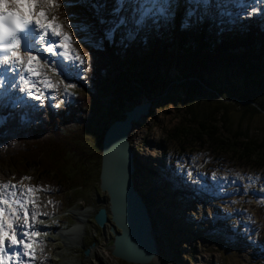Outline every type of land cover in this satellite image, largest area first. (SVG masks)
Listing matches in <instances>:
<instances>
[{
	"label": "rangeland",
	"instance_id": "1",
	"mask_svg": "<svg viewBox=\"0 0 264 264\" xmlns=\"http://www.w3.org/2000/svg\"><path fill=\"white\" fill-rule=\"evenodd\" d=\"M220 2L230 3L228 0ZM232 6L230 3L224 10L227 15L231 13L230 17L236 16L238 12ZM187 7L188 5L181 3L176 8L171 22L173 30L180 27ZM242 7L244 13L257 9L253 16L259 19L264 13V0H245ZM55 9L53 7L48 11L49 21L55 16ZM54 22L59 23L61 30L69 34L68 51L71 55L83 57L84 46L93 43V35L85 28H76L74 31L63 20L56 18ZM146 52L148 51L141 54ZM38 71L40 76L33 77V81L45 92V102L48 105H63L65 101L70 103L80 95L94 92H97L95 98L99 102L95 104L94 100H89L87 115L85 114L83 121L74 122L70 127L71 132H68L73 142L78 144L79 150L74 152L67 149L65 171L81 186L67 189L62 193L63 196H53L55 199H52L46 192L33 186L31 172L28 174L29 179L18 180L15 176H10L5 167H0V184L9 185L4 190L6 193H12V185L17 190L21 186L33 187L29 200L36 203L35 211L38 215L41 214L36 221L47 222L48 226L51 219L52 222L57 218L56 228H48L52 233L70 229L75 224L74 211H90L84 225L82 246L78 245L79 248L72 251V256L69 254L67 259L60 255V251L65 249L62 237H47L45 240L40 239L42 243L38 247L37 261L34 264H43L40 262L42 257L46 258L47 264H87L89 260L92 264H132L110 253V227L113 223L109 220L104 227H99L93 220L99 207H108L107 196L98 186L101 136L105 127L113 121L107 109L112 107L113 111L121 114L131 105L124 104L121 107L116 103L110 88L93 87L84 71L77 74L71 64V56L66 62L59 57L58 50L40 59ZM159 74L163 80L178 76L175 68L167 66H162ZM212 76L221 84H225L227 79L232 82L239 80L234 74L222 70H216ZM44 78L54 88L45 89L40 83ZM65 88L71 94L70 97L60 95ZM183 96L184 89L179 83L168 93H161L160 90L152 94L151 113L133 125L128 137L136 156V170L132 175L134 184L142 193L151 218L155 221L153 230L159 254L149 264H264V249L260 248L262 251L259 252L257 250L258 237L262 236L264 239V172L230 162L208 168L206 164L209 161L203 153L175 158L176 172L171 173L169 169L167 154H163L161 142L164 141L167 130L183 118ZM145 99L144 96L141 97V100ZM0 101L7 104V110L0 113L3 116L20 112L21 108L27 106L40 105L26 94L19 93L18 88L10 90L7 98L0 97ZM94 104V109H89ZM232 112V119L237 121L240 112ZM242 123L249 128L251 135L263 137L264 112L246 117ZM206 170H209V180L205 177ZM180 177L187 182L180 180ZM69 202L72 204L71 208L65 209ZM27 206L32 207V204ZM45 213L47 215H43ZM114 230L116 231L115 227ZM42 232L43 236L48 233L45 230ZM86 247L90 248V253L84 256L83 249Z\"/></svg>",
	"mask_w": 264,
	"mask_h": 264
},
{
	"label": "trees",
	"instance_id": "2",
	"mask_svg": "<svg viewBox=\"0 0 264 264\" xmlns=\"http://www.w3.org/2000/svg\"><path fill=\"white\" fill-rule=\"evenodd\" d=\"M99 3V14L109 18L112 0ZM232 7L241 13L239 19L214 5L206 21L179 27L177 33L171 22L161 20L146 26L131 41L105 42L103 46L96 43V37L104 26L97 24V14L86 0H70L68 8L55 7V16L93 35V43L82 51L86 79L97 89L110 88L121 107L160 90L168 93L177 83L183 87V118L167 130L161 142L163 154L172 153L168 157L172 171L176 169L175 157L203 153L208 168L230 162L264 172V135H251L242 123L246 117L264 112V13L256 19L243 15L242 7ZM145 50L148 52L141 54ZM162 66L174 67L178 76L161 79ZM216 70L230 72L239 80L227 79L221 84L212 76ZM96 95H80L59 108L45 102L44 106H27L5 115L7 123L0 126V167L17 179L31 172L33 182L55 198L81 186L65 171L67 149L79 150L68 132L87 115L89 100L99 102ZM233 110L240 112L237 121L232 119ZM107 113L113 120L123 118V113L112 107ZM208 173L206 170L207 180ZM71 206L69 202L66 209ZM258 242L260 251L264 249L262 236Z\"/></svg>",
	"mask_w": 264,
	"mask_h": 264
},
{
	"label": "snow or ice",
	"instance_id": "3",
	"mask_svg": "<svg viewBox=\"0 0 264 264\" xmlns=\"http://www.w3.org/2000/svg\"><path fill=\"white\" fill-rule=\"evenodd\" d=\"M97 14V24L102 25L96 37V43L103 46L105 42L123 43L131 41L146 26L158 21L172 22L175 17L176 8L184 3L188 5L182 17L181 28L191 26L193 23H203L208 19L209 13L214 4L219 0H112L114 7L109 12V18L100 15L102 4L99 0H86ZM235 6L242 7L245 0H228ZM75 3V0H71ZM68 8L70 0H0V85L5 81H16L13 89L18 88L19 93L26 94L28 98L45 104V92L36 85L33 77L40 76L38 71L40 60L34 54L38 45L45 53H54L58 50L59 57L68 62L71 56V64L77 74L85 71L84 61L79 55H71L68 51L70 36L61 30V25L55 23L56 17L48 19V11L53 7ZM26 9V11H25ZM257 9L243 13L251 17ZM223 15V13H221ZM231 16V13H228ZM240 12L236 17L239 19ZM190 18H195L192 20ZM70 27L76 30L75 25ZM119 33V35H117ZM58 37L57 43L54 38ZM35 41V43H33ZM83 43V41H81ZM83 79V77H81ZM45 89H52L54 85L44 78L40 81ZM72 87V85H69ZM7 90L0 92V97L6 96ZM61 96L68 95L67 88ZM68 101H65L67 104ZM57 103L54 107L59 108ZM35 107V105H33ZM7 110V104L0 101V113ZM11 118V114L9 115ZM7 123L5 117L0 114V126ZM22 179H27L22 177ZM196 183V182H194ZM12 193L4 190L9 188L8 184H0V264H4L3 256L11 252L12 256L19 257L21 249L15 246H22L23 256L31 255V249L35 241L33 238L38 235L34 223H29L27 205L32 204L33 211L31 219L36 221L38 213L34 201L29 200L33 192L32 186H21L19 190L12 185ZM39 188V186H37ZM18 193V194H17ZM24 213L23 225H19V213ZM47 215V213L43 214ZM7 241V244H6Z\"/></svg>",
	"mask_w": 264,
	"mask_h": 264
},
{
	"label": "water",
	"instance_id": "4",
	"mask_svg": "<svg viewBox=\"0 0 264 264\" xmlns=\"http://www.w3.org/2000/svg\"><path fill=\"white\" fill-rule=\"evenodd\" d=\"M151 109L152 98L135 103L123 111V118L107 126L101 140L99 188L107 196L108 207H99L93 219L99 227H104L109 220L113 223L110 253L132 264H149L158 255L146 203L134 187L135 152L128 140L133 125ZM89 251L85 248L83 255L87 256Z\"/></svg>",
	"mask_w": 264,
	"mask_h": 264
},
{
	"label": "bare ground",
	"instance_id": "5",
	"mask_svg": "<svg viewBox=\"0 0 264 264\" xmlns=\"http://www.w3.org/2000/svg\"><path fill=\"white\" fill-rule=\"evenodd\" d=\"M4 91L5 90H2V92H4ZM141 195H142V193H141ZM142 197H143V195H142ZM32 211H33V208L30 207L29 208V217L28 218H29V223H34V227L38 231V235L36 236V239L37 240H40V239L45 240V239H47V237H49V238H53V237H57V236L62 237V242L64 241L65 249H64V251H60V255H62L64 257H67V259L69 258V254L70 255L72 254V251L73 250H76V249L79 248L78 245L79 246H82V242L81 241H82V238H83V230H85L84 225L87 222L86 220H88V218L90 216V213H89L90 211L89 210L74 211L73 212V216H74V219H75V224L73 226H71V228L68 229V230L58 231V232L56 231L55 233H52L50 231V229H48V228H52V229L53 228H56L55 226L58 225V222H56L57 221V218L55 219V221H52V222H51V220H52L51 219L50 220V223L47 224L48 226H46V223L47 222H43L42 220L41 221H38L37 223H36V221L35 222L32 221V219H31V212ZM20 217L22 219L21 222H23V217L22 216H20ZM59 220H60V218H59ZM44 230L46 232H48V233H46V235L43 236L41 234V231H44ZM98 262H99V260H98ZM86 263L87 264H92V262L90 260L87 261Z\"/></svg>",
	"mask_w": 264,
	"mask_h": 264
}]
</instances>
